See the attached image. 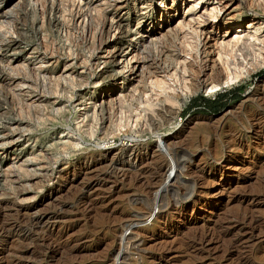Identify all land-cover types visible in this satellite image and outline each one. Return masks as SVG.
I'll list each match as a JSON object with an SVG mask.
<instances>
[{
	"label": "rangeland",
	"instance_id": "1",
	"mask_svg": "<svg viewBox=\"0 0 264 264\" xmlns=\"http://www.w3.org/2000/svg\"><path fill=\"white\" fill-rule=\"evenodd\" d=\"M53 1L0 0V227H19L14 233L19 237L0 235V259L4 260V246L13 244L20 248L11 252L22 256L10 259L17 257L20 264H264V105L257 102L264 89L260 46L234 52L237 63L242 64L239 67L248 70L254 66L248 76L210 95L200 89L172 114L160 105L153 106L165 117L154 118L159 125H153L138 104L145 94L137 78L131 79L130 68L136 63L132 57L145 54L149 62L168 63L177 51L190 62L197 46L193 29L198 35L211 27L219 35L225 31L222 20L217 23L221 12L212 11L219 9L217 2L204 0L193 12L197 22V14H207L206 27L192 23L145 51L146 31L176 27L179 20L175 18L161 26L175 3V16H182L193 5L190 0ZM250 1L237 11L244 12V20L257 17L259 23L264 22V0ZM215 16L217 20H213ZM118 21L120 33L115 28ZM154 33L151 36H157ZM234 37L235 32L224 40ZM256 37L264 38V25ZM111 50L116 52L115 59L110 58ZM108 84L110 90L116 89L110 94L112 99L121 95L120 104L102 98ZM146 94L153 97L149 91ZM221 94L225 95L218 98ZM200 98L210 103L204 104ZM163 135L176 142L171 147L175 159L187 170L170 182L164 194L159 211L168 209L170 216L151 221L141 215L145 208L154 207L151 198L145 199L142 186L113 183L117 170L138 167L137 161L125 153L111 164L108 160L132 145L130 152L148 161L153 151L165 152L157 141ZM105 149L107 153H103ZM161 159L159 163L166 164ZM87 180L94 186L84 189L81 186ZM96 183L104 190H97ZM88 201L96 202L95 210L75 214ZM35 202L38 205L33 210ZM58 212L63 216L48 231H40L42 224L31 225L44 236L61 233L60 242L67 241V248L40 258L22 250L30 241L21 237L29 229L26 221L43 223L41 213ZM25 213L29 219L22 218ZM241 215L246 219L241 221ZM130 224L140 231L131 234L124 256L115 259L120 233L130 235ZM191 235L210 239L205 251L197 254L189 243L182 245ZM167 245L172 251L163 249Z\"/></svg>",
	"mask_w": 264,
	"mask_h": 264
},
{
	"label": "bare ground",
	"instance_id": "2",
	"mask_svg": "<svg viewBox=\"0 0 264 264\" xmlns=\"http://www.w3.org/2000/svg\"><path fill=\"white\" fill-rule=\"evenodd\" d=\"M50 1H51V4H53L54 1L53 0H50ZM60 1L61 0H59V2ZM175 1L176 0H173V2H175ZM202 1H204V0H190V3L192 2L193 5H191L188 9H186V11L184 12V14L182 16L177 14L178 17L175 16L176 15V10L178 9V7L175 5L176 3L173 5L172 9L168 8V9H170L169 11L171 13H167L166 14V17L164 18L165 19L164 20L165 25H163L161 27H166V25H168V22L170 20H174V18L179 20L177 25H176V27H174V28H169L168 27L166 30H164L163 28L154 27L153 29L151 28L152 32L151 31H146L147 32L146 34H148V35L144 36L143 49L145 51H149V49H147L149 46H150V49H151V47L153 46V48H154V46L156 44L160 45V42H162V40H164L165 37L175 33L177 30L183 31L185 28H188L189 26H193L192 23H198L199 24V22H200L201 23L200 25H202V27H204V26L206 27L207 25L205 23L207 22V20H205V18H206L207 14L205 15V12L202 13V14H199V15L197 14V16H196L198 18L197 20H200L198 22L196 21V18L193 17L194 10L197 9L196 7H198L201 4ZM214 1L217 2L215 4L218 5L219 9L218 8H213L212 11L221 12V16H220V18L218 20L215 19L217 17V16H215V17H213V20L214 19L217 20V23L220 20H222L220 24L222 26L224 25L225 31L222 32V35H219V33L213 32V31H215V28L211 27V28H209V30L206 29V31L204 30V32L201 31L200 35H198V33H196V31L193 29L192 30V34L196 35L195 40L197 41V46L195 47L196 54L194 55L195 57L192 56L193 60L190 57L191 61L189 60L190 62H187L188 60L186 61L185 60L186 58H183L181 56L182 54L180 55L177 51H176V53L172 54L173 61L168 62V63H165V62H160V63L157 62L156 63V61L154 59L150 60V62H149V60H148L149 58L145 54L142 55L139 58L136 57V54L132 57V58L136 59V61H135L136 63H135L134 66H132L130 68V73L132 74L131 79L134 78V77L137 78L136 81H137V83L140 84L139 87L142 89V91H141V92H143L142 95L145 94L144 95L145 99L142 101V98H140V101L138 102V104L141 105V111L143 112V114L146 113L145 114V116L147 115L146 118L153 125H155V123L158 124L157 120L154 121L155 119H162V117H163V119H165V117L163 116L161 111L160 112H155L154 111V109L152 108L153 106L160 105V107L163 108V110L165 112H168V114H172V113H175L176 111L178 112L181 109V107L184 106V104H185V102L187 100V96H189L190 94H194L198 90L201 89V90H204V93H206V95H210V94L214 93L215 91L220 90L222 88H229V87H231V85L235 84L239 80H242V78H244L245 76H248L249 73L252 72L255 69L254 66H252V67L250 66V69H248V70L245 67H239V66H242V64L240 63V65H239V63H237L238 62L237 58H236L237 56H235L236 53L243 52L242 51L243 49H247V48L248 49L249 48L253 49V48H255V46L257 48V45H255V44H258L260 46V48L258 47V49H257L258 52H259L258 56H261V54L263 53V56H261L262 57L261 65L264 64V38L258 39L256 37L257 34L260 32V29L263 27L264 22L259 23L260 20H258L257 17H254V18H252L250 20H247V18H246L244 20V18H245L243 16L244 12H238L237 10L242 7V4H244L246 0H214ZM253 1L254 0H251L250 2H253ZM113 2L117 3L118 0L117 1H113ZM111 4H112V2H111ZM120 8L121 7H119L118 9H120ZM249 9H250V7H249ZM2 11H3V9H2ZM195 11H197V10H195ZM186 17H187V19H185ZM208 18L212 19V16H210ZM237 20H238V22L235 24V22ZM115 28L119 31V33L122 31V28L120 26V21L115 23ZM154 32L157 34V36H155V37L151 36V33H154ZM233 32H235V37L233 38V40L232 39L230 41L224 40V38L227 37V35H229L230 33H233ZM196 41H195V44H196ZM156 49H158V48H156ZM114 50L113 51L111 50L112 51V53L110 52L111 55L109 54L110 58H112V59L116 58V56H115L116 52ZM178 50H179V48H178ZM120 51H121V49H120ZM193 51H194V49H193ZM103 52H104V50H103ZM184 52H186V51H184ZM234 52H236V53L234 54ZM142 53H143V51H142ZM214 57H217V58L214 59ZM259 64H260V62H259ZM177 65H178V67L181 66V71L179 70L180 73H178L176 71ZM258 67H259V65H258ZM172 68H173V70L171 72H169ZM186 77H188L189 79H186ZM187 81H190L189 82L190 84L188 83L189 87L186 85ZM147 82H148V86L149 87L146 85ZM181 84L183 85V88H181V87L178 88V86L179 85L181 86ZM109 86H110L109 84L106 86L105 93H103V94L101 93L103 95L102 98H106L105 99L106 102H109V101L115 99V100L118 101V103L119 102L121 103V100H122L121 95H117L113 99L110 97L111 92L115 91L116 89L110 90ZM146 91H149L154 98L153 97L150 98L149 96H146L147 95ZM257 98L259 99V101H257V102L259 104H261V105H264V89L257 95ZM111 106H113V104ZM137 118H138V115H137V117H135V120H137ZM165 121H167V120H165ZM159 123H160V121H159ZM169 139H170V137H167V135L166 136L163 135L160 138L158 137L157 141L158 142H162L165 152L162 151L163 152L162 153L159 149L156 152L153 151L147 157V159H149L148 161H145V159H143L142 156H138L137 155L138 153H131L130 151L134 150V148L131 147L132 145L128 146L125 149H121L122 148L121 147L120 148L121 150H119L121 152L113 153L111 158L108 160V163H109L113 159H116V158L118 159L119 156L122 155V153H125L126 155L125 154L124 155L127 156L129 159L131 158V159H134L135 161H137V163H136L137 165L136 164L135 165L138 166V167H134V166L131 167L130 166V169L127 168V169H119V171L117 170L118 172L116 171V173H114L115 174V177H114L115 180H114L113 183L115 185V184H117L119 182L118 184L123 185V183L126 182L132 188H137V187H141L142 186L143 189L141 191L147 196V198H145V199H150L151 198L150 200L152 201L154 207H153V210L149 209V207L145 208V210H142L144 212H142L141 215H142V217L144 219H147V220L150 219V217H151L152 218L151 221L158 220V218H163V217L165 219H167L170 216V214L172 212L169 211L168 209L166 211H164V212L162 211V213L159 211L162 208L161 206H162V200H163L164 194H165V192H167L166 190L168 189V187H170V185H169L170 182L173 179H176L177 176L181 173L182 170H184V169H185L184 171L187 170V168H185L183 166L182 162H180L178 159H175L176 152H173L174 148L172 149L171 147H172L173 144L175 145L176 142L174 143L173 140H170L171 142H169L168 141ZM147 146H148V144L145 145V147H147ZM107 151H108V149H105V152H103V153H107ZM127 151H129L130 153L127 152ZM166 155L168 156V158L170 160L168 162H167ZM161 158H163V159L165 158L166 164L159 163V161L162 160ZM126 162H128V161H126ZM187 162H188V160H187ZM109 164H111V163H109ZM94 170H98L99 171V169H94ZM93 179H94V177H93ZM106 180H104V181H106ZM175 182H177V181H175ZM196 183H197V181H196ZM92 185H93V183H91L90 180H87V182L84 185H82L81 187L84 188V189H88ZM95 185L98 187L97 190H101V191L104 190L101 185H98L97 183ZM257 189H258V187H257ZM144 194H143V196H144ZM96 197L97 196H95V198ZM175 198H176V196H175ZM89 201L85 205L86 207H84V206L83 207H81V206L78 207L77 209H79V210L77 212H75V214H77V213H81L82 214L83 210L85 212L87 211V213H90V212L94 211L95 207H96V202H89ZM129 201H130V199H129ZM143 201L145 202L144 199H143ZM98 202L101 203L102 201H98ZM146 202H148V201H146ZM109 203L110 202H108V204ZM173 203H176V201L173 202ZM36 205H38L36 202L32 203L31 204V208L34 210ZM106 205L107 204H105V207H106ZM102 207H104V206L102 205ZM170 209H172V208H170ZM26 213H28V211ZM26 213H25V215H22V218L23 217H25V218L28 217V219H29V214H26ZM33 214H36L35 211H34ZM18 215H19V213H18ZM18 215H17V217L19 218L21 215L20 216H18ZM41 215H42L43 220H45V222L43 221V223L42 222L33 223L32 222L33 220L29 219L30 222L26 221L27 224H24L26 226L28 225L29 229H28V231H26L27 233L24 236H21V237H23V239H27L28 241L30 240L29 242H27L26 246L25 245L21 246L22 250L26 249L27 252L31 253L32 255L35 254L37 256V258L38 257L40 258V256H44L45 254H47V252H51L52 254L56 253V252H60V251L64 250L65 248H67V246L69 244L67 241H64L63 243L60 242V237L62 236L61 233L53 235L54 232L53 233L50 232L48 236L47 235L44 236L42 233L37 234V232L39 230L37 231L36 227L31 225V224H33V225L36 224L37 227H38V226H41L39 224H42L43 227H41L40 231H42L43 229H44V231H48L50 229V227H52L53 223H56V221L59 220V218H61L63 216V214L58 212V213H53V214H49V213L42 214L41 213ZM161 215H163V216H161ZM236 215H237V213H236ZM241 216H242L241 219H240L241 221L246 219V216L245 217L243 215H241ZM252 219L253 218H251V221L249 220L248 222L251 223ZM114 220H116V219H114ZM62 222H64V220ZM50 223H51V226L49 225ZM0 224H3V223H0ZM166 226H167V223H166ZM14 227L12 225L8 226V227H4V225H2L0 227V235L3 234V233L4 234L5 233H8V234L9 233H13L12 236L19 237L18 234L17 235L14 234L15 232H17V230H19V227L17 226L18 228H16V229ZM119 227H120L119 228V230H120L122 226H119ZM127 227L130 230V235L125 236L126 234L122 235V233H120L121 236L119 235L120 236L119 238L117 236L118 241H119L118 244H117L118 247H119V252H118V254H117L115 259H117V258L120 259V258H122L124 256V254H125L124 250H125V248H127V245L129 244V243L127 244L128 239L131 240L130 239L131 234L137 235L139 233V231H140V230L138 231L137 229H135L136 225L130 224ZM25 229H27V227H25ZM224 230H227V229H224ZM43 233H45V232H43ZM64 233H65V231H64ZM194 235L189 236V238L186 237L188 240L185 243L183 242L182 245L185 246L186 244L189 243L190 247H194V249L197 251L196 253L198 254L201 251H205L206 250V244L208 243V240L210 241V239H206V237H202L201 235H200L201 238H196V236H194ZM212 235H214V234H212ZM190 237H191V239H190ZM219 237H221V236H219ZM189 239H190V241H189ZM34 241H36V242H34ZM22 243H23V241H22ZM22 243L20 242V244H22ZM169 245H170V243H169ZM169 245L165 246L167 248L163 247V249L165 251H167V252L168 251H172V249H173V247L170 248L171 246H169ZM194 245L197 246V247H195ZM141 246H143V245H141ZM232 246L233 245H231L230 247H232ZM187 247H186V249H187ZM19 248H20V246L16 247L13 244L4 246L3 255L1 257V258H4V260L0 259V260H2L1 264H20L21 261L19 260V258L14 257L13 259H10L12 256H22L20 254V252H11V251H17V250L19 251ZM68 249H66V250H68ZM225 250H227V249H225ZM222 251H223V254L226 253V252L224 253L223 249H222ZM65 252H67V251H65ZM230 252H231V249L228 251V253H230ZM194 255H196V254H194ZM49 257H50V255L48 256V258ZM38 261H40V260H38ZM188 261H189V259H188ZM34 264H36V263H34Z\"/></svg>",
	"mask_w": 264,
	"mask_h": 264
},
{
	"label": "trees",
	"instance_id": "3",
	"mask_svg": "<svg viewBox=\"0 0 264 264\" xmlns=\"http://www.w3.org/2000/svg\"><path fill=\"white\" fill-rule=\"evenodd\" d=\"M224 95H225V94H221V95L218 96V98H219V97H222V98H223ZM200 102H202V103H204V104L207 103V102L210 103V101H205V100L202 99V98H200Z\"/></svg>",
	"mask_w": 264,
	"mask_h": 264
}]
</instances>
